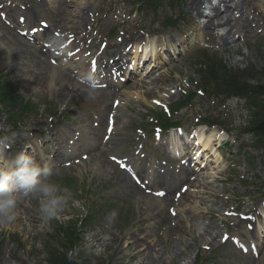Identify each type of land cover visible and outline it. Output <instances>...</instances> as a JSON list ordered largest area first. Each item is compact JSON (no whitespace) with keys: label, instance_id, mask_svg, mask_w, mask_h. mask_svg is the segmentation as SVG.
I'll list each match as a JSON object with an SVG mask.
<instances>
[{"label":"rangeland","instance_id":"374dc122","mask_svg":"<svg viewBox=\"0 0 264 264\" xmlns=\"http://www.w3.org/2000/svg\"><path fill=\"white\" fill-rule=\"evenodd\" d=\"M189 3V0H185L183 5L171 13L165 9L168 0H160V4L157 5L160 13L158 16L148 10L142 19L135 18V14L128 19L121 16L126 15L133 6L125 0H0V13L6 15L5 21L8 24L7 26L0 21V36L6 39L4 43L8 41L12 44L11 53L15 55L16 60L15 66L0 62L2 81L5 83L8 80L15 89L13 96L8 97L17 98L14 100L19 105L32 102L41 109L47 108L49 104L55 107L52 123L47 122L46 116H30L21 120L19 126L24 128V131L27 129L28 135H21L14 144L16 148L13 153L9 152V149L6 150L9 153L5 162L11 160L24 144L28 143L31 129L36 131L37 123L41 125L39 134L47 131V136L54 134L61 137L63 143L60 145L64 147L59 149V153L64 152L69 144L68 140L82 128L88 130L90 135L88 137L92 140V146H89L86 152L61 159L55 166L58 174L49 178V182L57 186L59 190L57 194L65 201L56 215H42L39 211L41 197L28 195L22 196L17 202L15 218L12 221L0 218V264H64L61 254L65 257L72 255L75 264H264L263 255L260 260H256L239 255L230 248V239L234 235L242 237L246 225L251 224V221H242L238 217L254 210L261 211L259 206L263 202L261 199L264 194V158L261 151L249 149L252 144L249 138H239L236 128L245 123L247 113L237 109L235 102L219 106L214 99L199 96L191 106L172 115L171 120L180 121L182 126H185L184 130H188L198 119H204L205 116L221 118L223 122L228 123L231 130L228 137L220 136L215 142L228 140L233 144L230 152L223 149L221 151L226 163L218 159V154L211 153V160L218 168L213 169L209 166V169L195 173L196 176L195 174L194 177L190 176L191 181L188 183L180 181L181 183L177 182L179 184L177 186H168L165 185L168 179L161 177H158V181L152 179L153 176L162 174L159 171L151 177H145L144 172L141 177H145L144 180L149 182L150 186L146 190L151 194H146L140 188L137 193L125 183L130 181L127 175L109 160L110 157L133 156L135 150L140 147L136 142L138 138L136 130L146 127L150 114L159 112L160 107H170L184 96V92L195 90L199 86V80L194 74L193 55L195 48L202 47L209 38L204 35L203 27L190 23L193 17L187 18L191 15L187 12ZM259 4L257 16L253 21H249L256 26L252 29L251 35L243 37L236 33L233 37L235 43L231 42L232 39L225 44L210 42L211 52L207 53H216V57L222 60V66H226L232 72L242 73L244 79L262 83L264 87V0ZM102 7L105 13L108 11L106 16L100 13ZM14 9L20 15L25 10L29 11L31 21L28 27H36L39 21L47 22L48 37H55L54 34L58 31L65 37H70V32L74 31L78 33L77 38L85 36L87 34L85 32L94 21L96 35L102 38L100 41H103L105 27L111 29L117 27L116 37H120L119 32L123 30L128 34L140 36L137 29L161 32L160 29L165 27L166 18L172 16L175 19L172 18L176 31L165 38L167 48L172 52L177 47L179 51L185 53L177 59H170L169 53L161 51L159 55L166 60V65L161 71L155 70L152 76L136 77L133 82L122 86L121 90L128 99L116 114L118 135L106 146L102 141L105 130L103 121L105 123L108 115L112 113V101L115 97L119 98L120 92L118 94L115 91L117 95L112 96L108 95V90H96L90 98L88 95L90 89L85 88L79 91V97H74L70 103L68 100L61 101L58 98L60 89L69 87V83L73 82L77 90L79 86L76 82L82 83L83 80L74 77L73 69L53 67L48 57H42L40 60L49 67L48 71L51 73L48 74L40 62L39 72L42 78L37 81L35 64L28 59L29 51L34 50L29 49L26 41L18 35L17 29L20 30V26L17 25L18 16ZM82 9H85V20L77 24V15ZM181 16L183 21L178 18ZM251 17L249 16V20ZM125 21L128 22L122 27ZM97 22L99 24L96 26ZM155 22L159 23L157 27L150 25ZM9 24L13 25L16 31ZM182 30L187 31L183 37ZM125 40L127 38L121 39ZM100 41L96 43L95 49ZM115 45H119L117 38L106 48ZM35 49L39 51L38 48ZM83 51H86L85 47ZM191 51L194 54L188 53ZM84 53L87 55V52ZM18 54L28 61L19 59ZM63 75H67L68 78L63 80ZM153 101L161 106L154 105ZM2 110L5 114V110ZM146 112L150 114L144 115ZM2 117L4 116L0 117V131L4 132L10 129L11 122ZM174 134L171 132L168 138L170 146L177 145L178 140L174 139ZM162 137L165 138V135ZM210 139L213 137L208 134L205 142ZM52 142L54 144L52 151L55 152L58 148L57 143L55 139ZM160 143L151 148L149 144L147 145L142 167L153 162L155 166L160 165L167 178H172L171 167L163 166L170 157L161 148ZM157 148H160V152ZM212 148L211 146L210 149ZM50 149L51 144L40 151L48 157ZM239 149H243L242 155L229 160V157ZM249 151L256 157L253 166L244 160ZM26 153L29 155V152ZM1 161L2 159L0 166L7 165ZM168 162L173 163L172 160ZM252 177L258 180L254 181ZM242 179L247 183L243 184ZM183 185L189 187V190L176 199L174 195L179 193ZM157 191L166 192L165 197L160 199L153 197V193ZM148 202L153 205L151 209H148ZM233 210L241 215L233 216L230 213ZM89 216L92 219L89 218L87 225L80 223ZM162 219L164 225L158 226ZM73 229L79 233L81 242L69 249L65 234L70 236ZM259 232H262L261 228ZM224 234H228L230 239L224 241ZM130 235L141 238L143 247L138 250L132 247L127 240ZM154 235L159 240L157 244H153L156 246L150 244V241H155ZM146 242L150 245L144 244ZM62 244H66V247H63L65 251L61 247ZM148 247L150 248L146 252Z\"/></svg>","mask_w":264,"mask_h":264},{"label":"bare ground","instance_id":"6f19581e","mask_svg":"<svg viewBox=\"0 0 264 264\" xmlns=\"http://www.w3.org/2000/svg\"><path fill=\"white\" fill-rule=\"evenodd\" d=\"M210 4V0H190L189 3V7L187 8V12H191L192 14H195L197 16H201L202 15V7H204V5H208ZM259 8V1L258 0H218L217 4L215 7H213L212 10V16L206 20V23L204 25V28L207 29V31H211V40L212 41H218L219 43H226L228 41V39L232 36L233 34V30L235 29L236 26H239L240 28V32L249 34L252 32L251 30V24L249 23V16H252V21L254 20V18L257 16L256 12ZM15 13L17 14V11H15ZM22 17L25 18V22L28 26V24L30 23L31 19H30V13L28 10H25L24 13H22V15H20ZM18 16V20L22 19V17ZM58 18L61 20V16L60 14H58ZM77 18L79 19V22H83L85 20V9H82L79 14L77 15ZM36 21V20H34ZM260 24V23H259ZM264 24V22H263ZM218 30H225L224 34H218ZM216 31V33H215ZM170 32V31H169ZM168 32V33H169ZM214 32V34L212 33ZM167 33V34H168ZM47 32L42 33L38 38H45L46 37ZM152 38V37H150ZM6 39L4 37H0V62H5L10 66H15L16 64V60H15V55H13L11 53V49H12V44L9 43L8 41H6V43H4ZM141 39H139L138 37H135L133 39V41H139ZM146 40L149 42L150 39L148 37H146ZM51 44L53 43L52 41L50 42ZM146 44V43H145ZM147 45V44H146ZM119 48V46H117V49ZM29 51V50H28ZM81 54V53H80ZM20 54H18L17 56H19ZM40 53L33 51V53H29L28 55V59L30 60V62H34V60H38L39 62L37 64H35V70H36V74H38V80L40 78H42V74L39 72V69H41L40 67V62L41 64L44 66V68L46 69V71L49 70V67L44 65L43 61H40V59H38ZM135 57H137V53H135ZM24 59L26 60V58L19 56V59ZM73 60L79 61L76 62L79 65V72L84 74V66L83 64L80 65L81 62V57L80 56H76L75 58H73ZM28 61V60H26ZM60 65V63L58 64ZM71 67V63L67 62V68ZM115 67L119 68V66H121V58L118 60L117 63L114 64ZM40 67V68H39ZM34 68V67H33ZM90 69V66H89ZM34 71V69H33ZM150 73H153L152 71ZM64 77L62 78L63 80H66V78H68L67 75H63ZM75 76H79L75 75ZM111 87L114 89H120V84L111 82ZM73 94L72 90L68 91L66 89H61L59 91V97L61 99H66L68 97H70ZM121 97L123 98H128L127 95L124 94V92H121ZM127 100V99H126ZM82 136L80 138V141H84L87 137V135H85L87 133V131H82ZM117 134V132H116ZM114 135L110 138L109 142L106 144L110 145L111 142L114 140V138L117 135ZM215 134H212L211 136H214ZM176 139H179L177 136H175ZM198 145H200L201 148V152L202 154H205V156L203 158H206L208 160H211V157H209L208 155V148L210 147V143L209 142H205V140L203 138H201V140L199 139L198 141ZM205 152V153H203ZM181 154V153H180ZM201 154V155H202ZM6 160V157H5ZM198 163H203V161H201V159L196 160ZM127 185L133 189L135 192L138 193L137 187L129 182H126ZM175 182L173 181V184ZM167 184V183H166ZM148 209L152 208V203L148 202L147 203ZM155 211V209L153 210V212ZM164 225V219H162L161 221H159L158 226L160 225ZM256 235V230H253V232L251 233L252 237H255ZM155 237V241H150V244H152V246H156L153 244H157L159 242L158 238L154 235ZM149 238V237H148ZM129 240V243L132 247L136 248L138 250V248L140 249L141 247H143V242L141 238L138 237H133V236H129V238L127 239ZM169 243V242H168ZM167 243V244H168ZM147 245H150L149 243H144ZM150 246V247H152ZM148 247L146 249V252L149 250ZM153 249V248H152Z\"/></svg>","mask_w":264,"mask_h":264},{"label":"clouds","instance_id":"9594fccd","mask_svg":"<svg viewBox=\"0 0 264 264\" xmlns=\"http://www.w3.org/2000/svg\"><path fill=\"white\" fill-rule=\"evenodd\" d=\"M87 79L92 78L89 76ZM93 94L94 89L89 90L90 98ZM21 135L28 133L4 130L0 134V155L14 145ZM6 164L7 166H0V218L12 221L15 218L17 202L22 196L28 195L41 197L39 211L44 216H54L61 210L65 203L64 198L57 194V186L49 182L50 177L58 174V169L48 164L41 167L26 152L16 153Z\"/></svg>","mask_w":264,"mask_h":264},{"label":"trees","instance_id":"16d2710c","mask_svg":"<svg viewBox=\"0 0 264 264\" xmlns=\"http://www.w3.org/2000/svg\"><path fill=\"white\" fill-rule=\"evenodd\" d=\"M203 69L205 73H200L205 92L223 97L242 96L248 99L250 107L254 108L248 131L256 136V148H264V87L262 84L251 83L249 80L244 79L242 73L228 70L225 66L221 65L220 61L205 64L203 65ZM247 72L250 73L249 71ZM13 91L9 83H4L0 78V108H4L7 104L12 107L17 104L14 100L17 98L8 97V95L13 96ZM71 234L72 236L65 234L70 247L76 246L79 242L78 237H75L76 233L74 229ZM61 256L65 261L64 264H75L72 255L68 258L64 255Z\"/></svg>","mask_w":264,"mask_h":264},{"label":"snow or ice","instance_id":"6c2138e0","mask_svg":"<svg viewBox=\"0 0 264 264\" xmlns=\"http://www.w3.org/2000/svg\"><path fill=\"white\" fill-rule=\"evenodd\" d=\"M157 195H164L163 193H157ZM225 239H227V238H225Z\"/></svg>","mask_w":264,"mask_h":264}]
</instances>
